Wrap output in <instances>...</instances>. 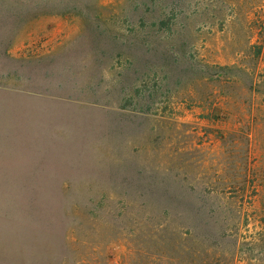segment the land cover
I'll return each mask as SVG.
<instances>
[{
    "label": "rangeland",
    "instance_id": "1",
    "mask_svg": "<svg viewBox=\"0 0 264 264\" xmlns=\"http://www.w3.org/2000/svg\"><path fill=\"white\" fill-rule=\"evenodd\" d=\"M53 2L0 0V264H264V0Z\"/></svg>",
    "mask_w": 264,
    "mask_h": 264
},
{
    "label": "trees",
    "instance_id": "2",
    "mask_svg": "<svg viewBox=\"0 0 264 264\" xmlns=\"http://www.w3.org/2000/svg\"><path fill=\"white\" fill-rule=\"evenodd\" d=\"M37 2L38 0H34V3ZM70 3L71 0H60V1L54 0L52 4L36 5L37 7L34 8V10H36L33 11L34 13H32V10H29L28 12L33 14L34 18H36L37 16H64L66 14H73V12H76L77 7H75L74 5L70 7L69 5ZM65 7L67 9H65ZM50 8H60V9H50ZM56 10H62V11H56Z\"/></svg>",
    "mask_w": 264,
    "mask_h": 264
}]
</instances>
